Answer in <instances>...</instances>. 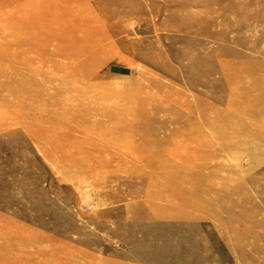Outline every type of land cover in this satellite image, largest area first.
<instances>
[{"label": "rangeland", "instance_id": "374dc122", "mask_svg": "<svg viewBox=\"0 0 264 264\" xmlns=\"http://www.w3.org/2000/svg\"><path fill=\"white\" fill-rule=\"evenodd\" d=\"M263 196L264 0H0V264H264Z\"/></svg>", "mask_w": 264, "mask_h": 264}, {"label": "bare ground", "instance_id": "6f19581e", "mask_svg": "<svg viewBox=\"0 0 264 264\" xmlns=\"http://www.w3.org/2000/svg\"><path fill=\"white\" fill-rule=\"evenodd\" d=\"M42 3H43V1H42ZM47 5V4H46ZM43 8V7H42ZM47 8V7H46ZM40 10V9H39ZM26 11H28V10H26ZM32 10H31V7H30V11H28V14H31L30 12H31ZM45 11V10H44ZM24 12V11H23ZM39 12V11H38ZM44 16V15H43ZM42 16V17H43ZM16 19H17V17H16ZM44 19V18H43ZM38 20H40L39 19V17H38ZM60 20V19H59ZM15 21V20H14ZM26 21H28V20H26ZM53 21V20H52ZM40 22V21H39ZM90 22H95L94 20H90ZM89 22V23H90ZM8 23H10V21H7L6 22V24H8ZM19 23V22H18ZM34 23V22H33ZM33 23L32 22H25L24 21V24H23V29H24V31H29L30 29H34L33 27H34V25H33ZM10 26L12 27V29L13 28H15V27H18V24L17 23H13V22H11L10 23ZM43 26V25H42ZM43 29V28H42ZM31 32V31H30ZM30 32H28V33H30ZM25 33H27V32H25ZM76 44H78L79 45V47H81L82 49H84L85 51H87L89 54H90V56L92 55V58H94V59H96L99 55H98V53L99 52H97V50L95 49V47L96 46H98L97 44H95V45H89L88 44V42L87 41H82L81 43L80 42H77ZM6 46H7V43H6ZM6 50H8V48H5V49H3V51H5L6 52ZM97 53H96V52ZM98 55V56H97ZM87 56V55H86ZM85 56V57H86ZM97 56V57H96ZM84 58V57H83ZM99 58V57H98ZM264 197V196H263ZM246 211V210H245ZM107 261V260H106Z\"/></svg>", "mask_w": 264, "mask_h": 264}]
</instances>
